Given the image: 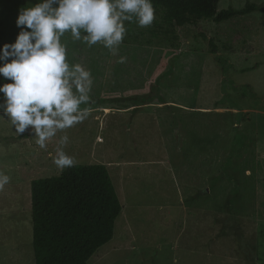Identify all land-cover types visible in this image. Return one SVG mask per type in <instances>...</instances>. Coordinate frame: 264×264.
Listing matches in <instances>:
<instances>
[{"label":"rangeland","instance_id":"obj_1","mask_svg":"<svg viewBox=\"0 0 264 264\" xmlns=\"http://www.w3.org/2000/svg\"><path fill=\"white\" fill-rule=\"evenodd\" d=\"M249 1L264 5L219 9ZM30 2L0 0L3 45ZM155 11L149 27L125 22L115 54L62 37L68 62L91 71L94 103L47 149L0 116V171L11 177L0 190V264H35L31 182L61 173L62 135L76 164L108 167L123 205L90 264H264V12L230 49L215 22L179 27Z\"/></svg>","mask_w":264,"mask_h":264},{"label":"clouds","instance_id":"obj_2","mask_svg":"<svg viewBox=\"0 0 264 264\" xmlns=\"http://www.w3.org/2000/svg\"><path fill=\"white\" fill-rule=\"evenodd\" d=\"M29 5L19 12L15 42L5 43L0 53V74L8 81L0 83V116L7 117L16 134L30 131L39 148L47 149L58 132L84 122L94 103L91 71L68 62L62 37L70 33L73 42L99 43L115 54L127 32L125 22L149 27L156 11L152 0H37ZM68 142L62 135L53 157L60 171L76 164L63 150ZM10 180L0 171V190Z\"/></svg>","mask_w":264,"mask_h":264},{"label":"trees","instance_id":"obj_3","mask_svg":"<svg viewBox=\"0 0 264 264\" xmlns=\"http://www.w3.org/2000/svg\"><path fill=\"white\" fill-rule=\"evenodd\" d=\"M219 2L152 0L154 8L163 11L164 21L170 25L215 22L217 35L231 49L256 28L255 12H264V5L249 1L242 9H219ZM2 34L0 23V53ZM210 43L215 45L212 40ZM3 62L0 60V64ZM122 65L120 68L126 66ZM4 82L1 74L0 83ZM31 199L35 264H90L97 251L113 239L116 220L123 210L104 164H75L58 175L34 179Z\"/></svg>","mask_w":264,"mask_h":264}]
</instances>
